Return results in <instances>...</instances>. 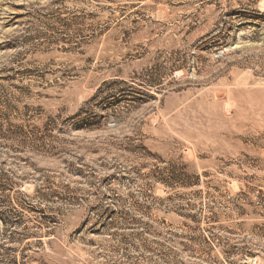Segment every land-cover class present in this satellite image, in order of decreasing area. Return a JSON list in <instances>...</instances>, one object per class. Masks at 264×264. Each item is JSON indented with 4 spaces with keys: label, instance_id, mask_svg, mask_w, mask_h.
Here are the masks:
<instances>
[{
    "label": "rangeland",
    "instance_id": "1",
    "mask_svg": "<svg viewBox=\"0 0 264 264\" xmlns=\"http://www.w3.org/2000/svg\"><path fill=\"white\" fill-rule=\"evenodd\" d=\"M0 264H264V0H0Z\"/></svg>",
    "mask_w": 264,
    "mask_h": 264
}]
</instances>
